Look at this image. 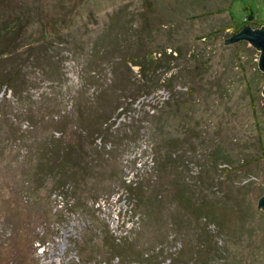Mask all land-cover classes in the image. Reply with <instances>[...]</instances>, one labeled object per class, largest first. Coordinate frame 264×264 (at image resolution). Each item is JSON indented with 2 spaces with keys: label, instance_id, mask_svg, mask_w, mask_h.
Segmentation results:
<instances>
[{
  "label": "rangeland",
  "instance_id": "374dc122",
  "mask_svg": "<svg viewBox=\"0 0 264 264\" xmlns=\"http://www.w3.org/2000/svg\"><path fill=\"white\" fill-rule=\"evenodd\" d=\"M3 11L29 24L0 61V82L23 65L21 96L0 90V264H121L109 234L122 231L126 264L154 249L155 264L179 251L175 264H216L220 249L230 264H264L261 51L225 45L264 27V0H14ZM165 51L171 70L153 78L130 63ZM81 123H106L107 146ZM62 130L84 157L67 173L54 156Z\"/></svg>",
  "mask_w": 264,
  "mask_h": 264
},
{
  "label": "trees",
  "instance_id": "16d2710c",
  "mask_svg": "<svg viewBox=\"0 0 264 264\" xmlns=\"http://www.w3.org/2000/svg\"><path fill=\"white\" fill-rule=\"evenodd\" d=\"M14 1V0H0V61L3 59L4 56H13L16 55L15 52L17 53V50L19 49V45L18 43L20 42V40H22V34H24V30L26 29L27 25L29 24V17L25 14V13H15L13 14L11 17H7L6 18V14L4 13L3 9L5 7V5H7L9 2ZM236 1V0H235ZM232 17V14H231ZM250 21H254V15L251 14L248 18ZM115 22H113L114 24ZM247 26V25H246ZM240 31H237V33ZM15 51V52H13ZM174 54L179 55L180 54V50L179 49H174L172 51ZM172 56H174L173 54H171ZM167 57V52H163L162 56L160 55V57L158 58H153L151 54H148L147 56H145L143 59H141L140 62H137L136 59L131 60L130 63L132 64V66H136L140 68V75H143V77L147 78V76H151L150 78H153V74H156L157 72H160L161 69L164 70V73H166L167 71L169 72L171 69L169 67H163V61L166 59ZM174 58V57H173ZM23 65L19 64V68L18 70H14V73H6L4 76V80L2 82H0V90L2 91L4 89V87H6V89L8 91H11L12 95L14 97H18L21 96V91L19 89L20 84L17 83L18 82V76L20 75L21 72V67ZM20 70V71H19ZM151 71V73H150ZM153 71V72H152ZM142 77V76H141ZM133 86V83H131L130 81L128 82V85H126L124 90H130L131 87ZM138 91H143V90H138ZM144 94H149L151 93L149 88H145L143 91ZM116 109L121 108L120 105L116 106ZM82 118L84 120L85 123H87V121L90 119V115L88 114L86 116V114L84 112H82ZM84 123V125L81 123V125H83V128H79L81 129L82 133H86V138L88 139H92L94 141L93 144H95L96 140L100 137V140L102 142L103 148H105L108 144V140L111 137V133L109 132V127L106 125V123H102L100 125H98L96 128H93V130L87 129L86 124ZM106 126V127H105ZM60 136L61 138L59 140L54 139V144H58V143H63L64 144V148L62 150H58L56 151L55 149V153L54 156L61 158L62 159V164L58 165V167L60 166V169L67 173L69 170L76 168L77 166L79 167L81 165L80 160H84V157L81 158L82 152L77 153L74 152V147L70 142H66L63 140H61L62 138L65 139V135H66V131L62 130L60 132ZM112 144V142L110 143ZM100 149H102V147H100ZM86 157V155H84ZM156 165H158L160 163V161L157 159V157L154 159ZM125 184H128L127 182H125ZM131 188H135V189H130L131 192L135 191L136 196H137V205L140 204V202L142 201V190L140 189V185L138 182H130L129 183ZM141 194V196H140ZM181 195L183 196V194L181 193ZM142 204V203H141ZM136 208H138V206H135ZM129 212L132 213V215L136 216L135 213V208H131L130 210H128ZM135 213V214H134ZM129 223V221L127 222L126 220H124L122 222V224H124V226ZM120 228H123V226H121ZM136 229H133V231H135ZM123 233H127V231L123 232ZM132 233V232H131ZM131 233L123 236L121 234V236H115V234H109V237L111 238L112 241V247L111 251L112 254H115V257L119 259V261L121 262V264H126V262L123 261V256L121 255V253H119L118 249L124 248L125 246H129L132 243V235H130ZM41 244V243H39ZM158 248V246L156 247ZM162 250L164 249H159L158 252H163ZM162 254V253H161ZM219 257L220 260H222L221 262H217L216 264H230V262L228 261V254H226L225 249H220L219 252ZM136 259L135 262L139 263V264H155V262L158 261V258H160V255L155 253V249L153 250V253L150 252H145V251H140L138 253H136ZM113 258V260H115L116 258ZM182 257H184V254L182 251H179L177 253L176 257H173L172 254H170L167 258L166 261H170V263H176L177 259H181ZM90 260V259H89ZM112 261V259H111ZM195 261V259H194ZM207 261V260H206ZM207 262H211V260H208ZM206 262V264H207ZM92 260H90L89 262H86L85 264H91ZM187 264V263H186Z\"/></svg>",
  "mask_w": 264,
  "mask_h": 264
},
{
  "label": "water",
  "instance_id": "95a60500",
  "mask_svg": "<svg viewBox=\"0 0 264 264\" xmlns=\"http://www.w3.org/2000/svg\"><path fill=\"white\" fill-rule=\"evenodd\" d=\"M239 41H248L253 45L254 48L261 51L259 68L264 72V27L253 29L250 26H246L239 33L234 35L230 40H226L225 45L236 43ZM259 209L264 210V195L260 200Z\"/></svg>",
  "mask_w": 264,
  "mask_h": 264
}]
</instances>
